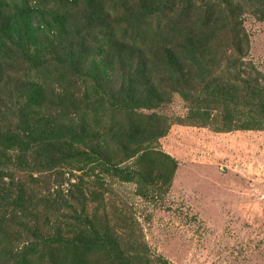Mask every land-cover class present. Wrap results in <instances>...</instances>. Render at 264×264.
Masks as SVG:
<instances>
[{"label":"rangeland","instance_id":"obj_1","mask_svg":"<svg viewBox=\"0 0 264 264\" xmlns=\"http://www.w3.org/2000/svg\"><path fill=\"white\" fill-rule=\"evenodd\" d=\"M48 1L32 2L29 12L10 18L9 24L26 31L23 41L30 47L41 46L46 30L55 29V18L48 13L54 3ZM217 1L168 0L165 9L149 16L151 35L144 42L114 43L94 57L89 55L92 61L86 70L96 72L98 82L113 98L136 104L149 94L160 98L155 111L161 118L142 128L164 134L148 142L150 153L119 159L120 167L142 175L146 189L117 180L92 159L63 161L62 154L74 149L82 152L92 140L91 131L82 135L76 127L78 115L89 110L90 89L85 88L91 80L83 75L71 79L69 74L45 72L41 90L44 116L35 120L39 127L36 138L45 152H30L20 159L18 152H9L12 163L20 160L25 165L2 169L5 186L13 180L12 193L23 191L21 210L0 211V219L5 220L1 233L16 239L10 248L32 239L19 225L21 221L41 236L60 235L77 242L86 238L82 228L94 227L114 238L131 261L142 264H156L157 258L170 264H264V129L218 132L178 119L188 112L180 93L202 90L209 76L237 83H241L238 79L250 80L264 87V18L246 3L236 19ZM83 11L78 5L70 12L69 28L86 24ZM200 14L204 15L203 27L199 33L192 30L194 34H188L192 26L197 28L194 24ZM90 39L85 47L93 46ZM193 46L199 51H187ZM10 62V53H0L2 79L12 76L7 69ZM144 64L148 68L139 71ZM135 77L139 83L147 80L157 88L125 90L126 81ZM76 80L77 87L70 86ZM12 87L13 82L5 86L0 80L2 109L13 110L30 96L29 91L16 94ZM53 139L51 147L46 145V140ZM100 139L97 135L96 142L102 143ZM8 241L0 238V253L8 250ZM80 246L58 247L52 255L42 249L31 261H84L85 249ZM3 261L5 254L0 255V264Z\"/></svg>","mask_w":264,"mask_h":264},{"label":"trees","instance_id":"obj_2","mask_svg":"<svg viewBox=\"0 0 264 264\" xmlns=\"http://www.w3.org/2000/svg\"><path fill=\"white\" fill-rule=\"evenodd\" d=\"M35 1L38 0H0V53L11 54L10 66L7 69L12 72V76H7L5 79L0 76V80L5 86H8L10 81L13 82L15 87L12 89L16 94L28 93V91L30 93L27 100L18 104L13 110L2 109L3 105L0 104V211L7 212L11 209L14 212L24 207L23 191L20 189L18 192L16 190L15 194L12 193L13 180H9L8 187L5 186L2 169L7 165L17 167L25 165V162H20L19 159L30 152L37 154L41 151L45 152L39 139L36 138L38 133L35 131L39 129L36 125L38 122L35 120H42L44 116L45 103L41 90L45 72H61L66 76L69 74L70 78L83 75L84 78L89 77L91 80V85L85 88L90 89L91 96L87 103L89 110L78 115L76 127L82 135L88 130L91 131L92 140L86 144L82 152L74 149L72 150L74 152L68 150L62 154L63 161L92 159L117 180L135 182L146 189L142 175L136 170L120 167L119 159H128L138 153H150L152 149L147 146L148 142L157 140L164 134V131L151 132L142 128L145 123L154 118H161L155 111L156 101L160 98L149 94L148 98L140 104L123 97L115 99L104 91V87L96 78V72L86 69L88 63L92 61L89 55L94 57L100 54L105 46H111L114 43L118 45L120 43V46H123L127 45L129 40L134 43L144 42L147 35H151L149 16L165 9L168 0H53L54 9L50 8L48 13L55 18V29L46 30V40L41 46L30 47V43L23 41L26 31L22 32L20 26L13 27V22L10 24L9 22L11 16L16 13L29 12L33 6L31 3ZM44 1H47V4L49 2ZM45 2L43 6H46ZM217 3L220 5L222 3L236 19L241 17L246 3H249L253 12L264 18V0H218ZM78 5L84 8L86 24L69 28L67 24L71 20L70 12ZM203 23L204 15L200 14L198 21L194 24L197 28L194 29L192 26L188 34H194L192 30L199 33ZM24 25L29 28L28 21H25ZM51 32L53 35L49 34ZM211 32L214 30L211 29ZM238 35L236 33L235 38ZM89 38L93 42L90 48L85 47L88 46ZM197 47L193 46L187 51L198 52ZM47 53H50V56ZM146 65L140 66L138 70L145 71L148 68ZM3 71L0 70V74ZM215 76L204 79L203 88L198 92L182 91L180 93L186 102L188 112L185 118L178 116L179 122L209 127L218 132L264 129V87L250 80L238 79L241 83H237L231 79L224 80ZM127 81L128 87L125 90H155L157 88L155 84L150 85L147 80H145L146 83L143 82L144 80L139 83L136 77ZM77 85V80L70 84L74 88ZM30 90L40 92L37 95L36 91ZM2 121H6V124L2 125ZM97 135L102 137L100 139L102 143L96 142ZM50 137H53V134H50ZM53 141L55 140H46V145L51 147L49 142ZM13 151L20 154L19 161L15 163L11 162L8 155ZM4 221L3 218L0 219V227L5 225ZM23 224L20 221L19 225L26 228L32 239L15 248H10V244L16 239L11 238L8 232L0 231L1 240L10 239L5 244L8 250L0 253V255L5 254L6 261L2 264H33L32 257L42 249L52 255L55 248L76 244L85 249L81 255L84 261L80 260L71 264H142L140 261H131L123 254L114 238L101 233L94 227L82 228L86 238L77 242L73 238H62L60 235L44 237ZM6 230L10 229L6 228ZM154 262L170 264L164 258H157ZM55 264L63 263L58 260Z\"/></svg>","mask_w":264,"mask_h":264}]
</instances>
